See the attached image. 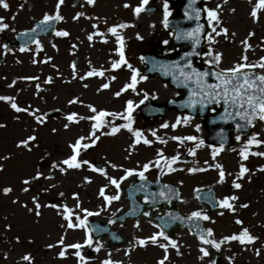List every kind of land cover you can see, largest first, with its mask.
I'll return each instance as SVG.
<instances>
[{
	"label": "snow or ice",
	"instance_id": "obj_1",
	"mask_svg": "<svg viewBox=\"0 0 264 264\" xmlns=\"http://www.w3.org/2000/svg\"><path fill=\"white\" fill-rule=\"evenodd\" d=\"M25 2H27V0H25ZM149 2L150 0H140V2L134 8L129 3H125L123 7L126 9L132 8L133 15L136 18H139L141 13L148 11L147 5ZM204 2L205 5H207L208 0H204ZM248 2L249 4H252L250 17L253 23H259L260 14L261 12H264V0H255V3H253V0H248ZM64 3L65 0H56L54 10L51 13L45 12L42 19L39 20V22L33 28L20 34L21 36L28 38L25 40L24 44L19 47L18 50L20 53L33 51V49L29 46V40L35 45V53L32 59L33 64H47L51 62V57H46L40 61L36 59V56L44 49L40 39L36 38V36L32 34L38 35L39 32L47 31L50 25L64 22V17L61 15V7L64 5ZM96 3L97 0H84V4L90 7H95ZM197 3L198 0H189L187 9L184 12V16L188 20H195L197 22L196 26L190 30H177L173 33V35L177 40L191 41L194 49L201 44L202 37L206 39L210 47L206 53L205 63L210 65V70L199 71L197 68L193 67V62L190 57L193 55H200V53L195 51L185 54L183 57L185 61L183 65L177 62L170 66L162 65L161 67H170L178 70V74L177 71H173L171 73L177 87L183 86L188 88L190 84L195 85V87L191 89L188 99L184 102L185 108L196 110L197 105H199L200 109L203 110L209 105H220L223 108V113L220 119L224 123H228L229 121L236 122L235 128L237 135L235 136V140L240 142L243 138L242 134L248 127H255L256 121L264 122V56H261L256 61H249L247 53L249 51H254L253 46L249 41L253 36H255L254 32H249L247 38L241 41V45L243 46V54L241 55L239 61L232 64L230 67H221L223 63V53L216 51L215 48L211 46L219 43V40L217 39L218 37L223 36L225 39H228L229 35L235 37L236 33L232 32L229 34L228 28L222 26L223 21L221 20V11L223 4H217L215 8H209L205 6L203 9H200L194 6ZM223 3L227 4L228 0H223ZM83 6L84 5H81V7ZM0 8H3L5 11H7L9 10L10 5L8 2H6V0H0ZM202 11L206 13L207 27L210 29V31L207 32H205V26L199 23L201 20ZM231 11L235 13L236 9L233 8ZM171 15L172 13L169 11L168 0H164L163 19L161 23L165 29H168L170 26L169 17ZM81 17L97 21V23L92 24L93 31L86 37L90 45L97 37L100 38L101 43L107 44L109 42L107 37L110 35L111 37L115 38L117 45L115 54L119 57V59L109 61L110 67L108 68H104L103 65L100 66V68H96L91 65V61L89 60V70L83 75L79 74L77 63L73 61L70 65L72 70V80L79 79L80 81H84L93 77L105 79L107 72H118L120 69L125 68L131 73L130 78L119 91L114 93V96L119 98L124 93L131 91L137 96L143 95V99H141L138 103L132 99L127 100L123 110L118 112L108 111L106 109H98L95 105L90 103L84 104L80 97L70 99L68 101L69 106L73 104H81L83 107L88 109L90 115H80L77 112L68 113L64 116L66 121L64 124V129L68 130L73 124H79L81 121H88L90 122V131L87 135H81L75 139L74 143L69 144L71 155L62 160L53 162L50 166L49 174H45L44 172H41L39 169H37L33 175L21 180V184L23 185L21 192L28 193L30 192L31 185L34 182H38L42 179L51 181L55 179L54 174L56 172L60 173L61 175H66L70 170H80L86 165L90 171L98 173L107 181V184L99 189V197L102 198L103 204L98 210L93 211L83 207V202L80 199L79 193L72 194V199L75 201L74 207H69L67 203L41 204V197L38 195L32 196L31 203L33 207H29L27 203H21L18 198L13 199L12 203L20 205V207L26 209L29 214L34 215L37 223L43 215L41 211L42 208L54 209L57 212V215H59L64 221L60 227L65 229V232L60 236L56 244H49L47 246L48 249L59 247L60 251L57 254V259L61 260L68 258L70 249L75 250L72 255L76 258L77 264H89L90 258L83 254V249L88 248L95 253H99L105 247V245L98 237L94 238V233L106 231V229H101L99 226L93 227L89 223V218L101 215L102 212L107 211L108 208L111 207L113 202L119 201L122 194L121 185L130 177H136L141 183L138 187L133 184L132 188L134 191L145 193L144 204L148 205L151 209L142 210L140 214L149 218V223L153 228L156 229V231L147 237L134 238L132 241H130L129 247L125 250V255L130 256L132 251L136 248H146L147 246L152 245L162 249L163 251L162 258L158 259L156 264H172L170 261V250H175V253L178 257L183 256V253L181 252L183 245L180 244L178 239L173 238L168 231L172 225L177 222L188 225L190 234L194 235L198 240V252L200 254L198 259L202 262V264H217V260L212 258V250L220 253L223 246L230 245L233 242L239 243L244 251L249 250V247L255 245L259 237L253 235L247 227H243V221L240 219H236L234 221L236 225L241 226V230L239 232L222 236L219 239H217L214 229L205 228L201 225V221H207L212 224L216 223V221L202 209L192 211L186 217L168 212L165 215L159 216L156 222H153L151 217L152 211L155 210V205L161 202L171 203L173 199H180V192L167 183L163 184L158 192H150L148 190L149 181L146 173L150 172L153 168L157 169L159 172V175L157 176V182H159L164 175H171L176 172L185 171L184 168L177 167V165L181 163H187V161L181 160V155L179 152H177L175 155L167 156L165 155L163 148L157 149L154 159L143 164L138 163L135 168H126L122 165L114 164L111 161H106L108 168L123 173L118 177L109 175L107 168L98 167L93 162L81 158L82 153L95 147L101 140V137L116 136L121 132V130L127 131L132 138V143L129 145L128 149H126L128 152L126 159L130 158L135 152L137 146L141 144L147 147H151L154 143L167 145L169 140H171L181 146L191 145V147H187V155L191 157H196L198 150L206 146L205 141L195 135H173L166 139L157 134L158 130H151L150 135L154 139H149L143 130L134 127V113L136 109L139 108L140 105L145 104V102L150 98L153 100L158 98L155 94H152L150 97L148 92L141 93L138 90L139 83L147 80V76L142 75L138 69L134 68L125 56V39L122 34V30L129 27H135V25L119 23L107 27L105 32L100 30V23L107 25L106 18L102 19L98 16H86L85 13L81 11L75 14L73 20L78 21ZM11 19L14 21L16 17L12 16ZM151 27L155 28V24L151 25ZM9 29L10 25L5 22V18L0 17V33H3ZM11 31L15 32L16 29L11 28ZM53 34L56 37L70 36V33L67 30L53 29ZM136 39L143 40V37L137 34ZM163 43L167 45L169 41L164 40ZM261 43L264 44V41H261ZM0 47L3 48V54L5 56L8 53L13 52V49L9 47L7 43L0 45ZM52 47L58 51L57 45L55 43L52 44ZM71 47L74 50L71 54L75 55L77 45L72 44ZM261 50L264 51V49ZM13 54L15 53L13 52ZM140 59L142 62H145V57L142 56ZM16 62L21 63L20 60H17ZM53 67L56 68L55 65H53ZM56 70L57 72L59 71L58 68ZM210 78L215 82H209ZM19 79L31 82L39 81L40 77L25 76L20 77ZM116 79L117 77L114 75L108 77L106 82L100 85V87L97 89V93L110 89L112 82H114ZM66 82L71 83L70 80ZM16 83L17 80L14 79L7 85V87L13 88L16 86ZM43 83L51 85L54 83V78L52 76H48L43 81ZM83 87L88 88L89 85L84 84ZM35 88V94L37 96H39V94L44 91L40 83H36ZM0 102L8 104L10 108L17 114L25 113L28 116H31L35 123L39 126H43L47 122V117L49 115L48 113H41L39 108H33L30 104L26 107H21L17 103L16 96L0 95ZM56 111H59V109ZM193 118L194 117L191 115L178 116L174 123L165 122L160 125V128H171L173 131H175L180 126H190ZM16 119H20L19 115L16 116ZM117 121H122V123H117ZM4 127H6V125L0 123V128ZM105 129H107V131H105ZM56 131L57 129H52L53 133ZM195 131H200L199 124L195 125ZM34 133L35 129L33 130V134L19 141L16 147L26 149L29 152L32 151L33 146H38L34 145V142L37 140V136ZM220 137L221 143L219 144V147L209 145V147H211L210 155L211 161L213 163L210 164L208 161H205V166H200L199 161L193 160L192 163L194 166L187 169L188 174L195 175L197 173L207 172L209 170H216L218 173V179L216 183L220 185H223L226 182L228 176L233 175L232 173H226L223 165L217 162V157L221 152L224 151L225 147L223 143V132L220 133ZM260 147H264V139H261L258 133H253L247 137L246 143H244V145L240 148L239 156L242 162L240 164L238 173L232 180L231 186L234 190L238 191L243 187L239 181H241L250 172V169L244 165L243 161H247L249 156L264 157V151L252 150L253 148ZM233 150L235 151V149ZM2 159L8 160L10 157L5 156ZM3 170V166L0 165V171ZM257 170L264 172V167H260ZM254 174L255 173H253V175ZM84 182L90 184L92 183V180L88 177H85ZM180 183L182 184L183 182L181 181ZM56 188V184H51L43 191L47 193ZM109 188H112L115 191L112 194H108ZM13 191L14 189L12 187H4L2 189V194L4 196H8ZM203 191L204 190L201 188L194 189V192L198 194L202 193ZM64 196V192H59V197L63 198ZM196 198L200 199L201 197L198 195ZM206 199L210 204H213L214 207L221 209V211L218 212V215L223 216L225 211L232 214L237 212L236 202L239 201L240 197L238 195L232 194L226 195L223 198L217 200L215 199L214 194H210L206 197ZM181 202L184 201L181 200ZM249 206L250 205L247 203H242L239 205V208L243 209L248 208ZM135 212L136 208L134 207L128 214L132 215ZM113 216H115V213H113ZM5 219H7V217H5ZM116 222V219H110L108 221L109 224H115ZM121 227H123V224H121ZM134 227L140 229L141 225L139 219H137ZM11 229V224L6 225V231H11ZM68 230H82L84 232L83 242L66 244L65 239ZM112 238L119 239V237L115 234H113ZM16 243H20L19 236L16 237ZM29 243H32V241H29ZM255 255L259 257L261 255V249L256 248ZM4 259H8L7 253L4 254ZM227 259L228 264H234V257L230 256L227 257ZM22 260L27 262V264H34V257H32L30 253L23 255ZM101 264H122V262L113 260L112 253L108 252L107 258L101 261Z\"/></svg>",
	"mask_w": 264,
	"mask_h": 264
},
{
	"label": "rangeland",
	"instance_id": "obj_2",
	"mask_svg": "<svg viewBox=\"0 0 264 264\" xmlns=\"http://www.w3.org/2000/svg\"><path fill=\"white\" fill-rule=\"evenodd\" d=\"M40 1L41 3H39L38 6L34 0H27V2L32 4L34 8L41 10V17L45 12L51 13L55 6L56 0ZM123 1L127 0H107L102 6V16L111 17V15L113 16L114 14H120L124 16L125 23H134L135 21L132 14L130 12L125 13L119 8L121 2ZM227 6L232 9L235 8L236 11L233 13L231 10H228L221 13L223 26L228 28L229 34L235 32L236 36L232 37L229 35L228 39L220 36L217 38L219 40L218 44L220 45L217 46L215 44L211 47H214L216 51L223 53V67H230L231 62H238L241 55L243 54V46L241 45V41L247 38L249 32H254L255 36H253L249 42L255 49L254 51H249L247 55L249 57V61H251V59L253 61L258 60L264 53V51L261 50L264 49V44L261 43V41H264V12H261L260 14L259 23H253L250 17L251 8L247 9L243 4H239L238 2L234 1H230ZM96 10L98 12V9ZM1 13L4 16L8 15L6 11H2L0 14ZM28 14H31V11L28 10L27 6V8L22 11L21 17L25 18ZM39 14V10L34 12L35 16L39 17ZM137 19H139L140 22H144V25H147L148 22H152L155 19V16H140ZM108 25L112 26V23H108ZM11 28H16V26L12 25L10 27V33ZM10 33L7 35H10ZM77 33H82L83 35L87 34L86 31L81 32L79 29L77 30ZM137 34L143 37V40L139 41L143 42L148 40V44L142 43L140 45L141 50L144 51L151 47L149 44L150 40H153L155 35H157L158 38H161L163 32L159 28L157 31L148 28L135 29L134 27L125 29L124 39L126 40L129 53L134 50L132 44H134V40H138L136 39ZM40 41L44 50L36 56V59L40 61L46 57H51L52 59L50 63L33 64L32 59L35 53V47H33L32 52H14L15 54L11 53L9 60L5 64L0 65V83L9 84L14 79L17 80L16 86L13 88H7L4 91V95L16 96L17 103L21 107H26L30 104L33 108H39L41 113L49 114L47 117V122L43 126H39L35 123L31 116H28L25 113L17 114L6 105H0V123L6 125V127L0 128V165H2L4 169L0 174V187L10 185L15 191L13 195L0 196V227L5 224H11L13 227L11 229L13 234H19L26 238L25 245L15 244V251H17V255H13V257H19L23 253V255L30 253L32 257L36 258L34 261L36 264H77L76 258L72 255L75 250L70 249L68 258L61 260L57 259V254L60 251L59 247L52 249H48L47 247L49 244H56L60 236L65 232V229L60 227L64 221L59 215H57V212L54 209L42 208L41 211L43 215L37 223L34 215L29 214L27 210L20 207V205L13 204L12 200L18 198L21 203H27L29 207H33L31 199L35 193L43 194V200L41 201L40 199V203L45 204L51 202L54 203L57 201L59 192L62 191L65 193L64 197L66 200H60L59 197V201L56 204L67 203L69 207H74L75 203L71 199L72 194L79 193L80 199L83 202V207H86L90 210H93V208L96 207V204H89L87 202V198H98L101 184L106 180L104 177L90 174L84 169L74 173L68 172L66 175H61L60 173L56 172L54 174L55 179L51 181L42 179L38 182H34L31 185L30 192L24 196H20L21 188L23 187L21 180L33 175L37 169H39L41 172H44L45 174H49V159L43 158L44 154L47 153L50 155V157L52 154H55V161L62 160L63 158L71 155L67 144L73 143L77 137L81 135H87L90 131V123L88 121H81L79 124H73L71 125L73 128L64 131V124L66 123L64 116L68 113L77 112L80 115H90L88 109L83 107L81 104H73L69 106L68 101L70 99L80 97L84 104H93L98 109H106L108 111L117 112L122 111L125 104L124 100L128 98L127 94H123L121 97L116 98L114 93L119 91L120 87L127 82L128 74L116 72V75L114 76H116L117 79L112 82L110 89L97 93V89L100 87V85L106 82L108 77L113 75H106L105 79L98 80L96 78H89L84 81H80L79 79L72 80V70L70 63L72 60H78L77 67L78 72L81 75L85 74L86 71L89 70L86 64V61H88L89 64V60L91 61V65L96 68H100L102 65L104 68H108L109 62L107 60L108 58L112 57L108 47L101 46L92 48L88 46H77L75 55H73L71 53L74 50L72 49L71 45H57L55 43V36L53 34L41 38ZM53 43L57 45L58 51L52 47ZM72 44L75 43L72 42ZM17 60H20L21 63H17ZM53 65H55L56 68H54ZM133 67L139 69L140 64L133 63ZM57 68L59 69L58 72L56 70ZM25 76H39L40 80L28 82L19 79L20 77ZM48 76H52L54 78V83L51 85L43 83V81ZM69 80L71 83L66 82ZM36 83H40L41 87L44 89V91L41 92L39 96L35 94ZM84 84H88L89 87L84 88ZM139 89L143 90V92H148L150 97L152 94H155L158 97L156 99L158 101H162L166 97L172 95V92L168 88L162 86L157 80L145 81L144 84L139 86ZM57 109H59V111H56ZM17 115L20 117L19 120L16 119ZM176 118L177 116L174 113H170L163 121L152 122L147 125L136 122L135 128L143 130L149 139H154L150 135L151 130H158L157 134L166 139L173 135H195L201 137L205 133L202 122L196 118L192 119L190 126H180L175 131H173L171 128H160V125L165 122L174 123ZM197 124L200 125L199 132L195 131V125ZM77 125L79 126L76 127ZM53 128L57 129L54 134L52 133ZM34 129V134L37 136V140L34 142V145L38 146H33L32 151L30 152L26 149L17 148V143L27 138V136L33 134ZM100 141L101 144L97 151V157L94 155L91 156V158L106 167L109 175L112 176H117L123 173L108 168L106 161H111L114 164L122 165L126 168H135L138 163L143 164L154 159L157 149L163 148L165 155L169 156L171 154L175 155L176 153L173 152H175L176 148L178 147V144L171 140H169L167 145H154L147 147L141 144L137 146L133 155L126 159L128 156L126 149H128L130 142L124 137V135L119 133L112 138L101 137ZM186 147L187 146L180 145L178 152L182 153ZM5 156L10 157V159H2ZM209 157H211L210 152L205 149L203 152H199L196 157L188 160L187 163H181L177 166L183 165L184 168L193 167V160L199 161V165L204 166L205 160L207 161ZM224 160H226V156H222V161ZM208 162L210 164L213 163L211 159ZM188 176H182V179L185 182L184 194H188L189 191H192L194 188L210 184L211 180L215 179V172L211 170L210 172L198 173L195 175V177H192L191 175ZM85 177L90 178L92 183H85ZM133 178L135 177H130L125 182L128 183L130 182V179ZM51 184H56L57 188L52 189L47 193L44 192L43 190L49 187ZM185 205H188L187 201H184L181 206L184 213L190 211L192 208ZM119 208L120 205H115L111 208V211L116 212ZM5 217H7V221L1 222V220L5 219ZM140 225V229L135 228L134 225L133 227L129 226L127 230H125V236L130 237L133 235L132 237L137 238L151 235L146 234L145 230L147 228L146 226H148L146 221H141ZM27 239L32 241V243H28ZM83 240L84 234L81 233L80 230L67 231L65 239L66 244L83 242ZM178 240L180 244L183 245L181 248L183 256L178 257L175 253V250H170V260H179L183 264H197V261L192 256L194 252L196 254L194 248L196 247V243H194V241L192 242V239L188 238L186 234H180ZM128 245L129 242L126 239L125 244L118 249L109 251L101 250L99 253H97L96 258L89 259V264H101V261L107 258L108 252L112 253L113 260L121 261L122 264H128L129 262H125V260L123 261L121 259L123 255L122 252ZM5 247H9V245H5ZM45 249H47V252L43 251ZM134 251L135 250L132 252ZM12 252L14 251H11V253ZM148 254V257L150 260H152L150 262H148V258L144 257L146 255L143 253L137 255L135 259L134 257L132 259H134L133 261L137 262L136 264H156V261L162 258L163 251L156 247L154 252L149 251ZM186 255L191 256L193 260H188L185 258ZM22 257L20 258V261H22L20 264H27V262L22 260ZM8 258H10V256H8ZM182 258L185 260L182 261Z\"/></svg>",
	"mask_w": 264,
	"mask_h": 264
},
{
	"label": "flooded vegetation",
	"instance_id": "obj_3",
	"mask_svg": "<svg viewBox=\"0 0 264 264\" xmlns=\"http://www.w3.org/2000/svg\"><path fill=\"white\" fill-rule=\"evenodd\" d=\"M82 0L79 1V3ZM151 1L149 4H151ZM169 3V11L173 7H176L181 4V1L179 0H168ZM219 2H214V7H216ZM125 4V1L121 4L124 12L125 9L123 5ZM203 4L204 1H203ZM72 6L69 3H64V5L61 7V11L63 13H68L69 11H72L70 13L71 17L70 19L73 21L72 23L75 24L78 21H74L73 17L77 12L83 11L86 16H93V7L87 6V9H83L80 6ZM148 9V8H147ZM145 13V12H144ZM151 12H147L145 14H150ZM156 14L159 16V18L155 19L152 23H149L147 25H141L139 23V20L136 21V28L142 29V28H148L151 30H157L158 28H163V24L161 23L163 19V10L158 11L156 8L155 11H153L150 15ZM113 25L119 24V14L116 16ZM68 19V18H65ZM155 24V28L151 27V25ZM263 148V147H260ZM255 149V148H253ZM247 167L250 169V172L245 176L246 182H240L243 187L236 191L232 188L227 190V187H229L232 184L225 183L223 185L218 184V190L221 191V194L217 197V199H221L226 195H238L240 197L239 201L236 202L237 205V212L235 214L229 213L225 211L223 216L218 215V212L221 211V209L218 208V210L214 213H209L204 207V211L208 213L216 221L215 224H212L210 222L204 221L207 228L210 225L212 229H214L216 233V237L221 238L225 235H231L232 233L239 232L241 230L240 225H236L234 221L236 219H240L243 221V227H247L251 233L255 236H258L259 239L256 241L255 245H252L249 247V250L244 251L242 249V246L237 243L233 242L230 245H225L222 248V251L220 253L215 252V250L212 251V258L215 257V255H219L220 260L218 261L222 264H228L227 257H234V264H264V257L262 256L264 254V172L258 171L260 167H264V157H255L252 156L248 160ZM253 173H255L253 175ZM250 180V182H249ZM227 186V187H226ZM217 191V195H218ZM242 203H247L250 206L248 208H239V205ZM228 228V230H223L224 228ZM178 232V231H177ZM184 232H178L177 234H181ZM218 238V239H219ZM259 248L261 249V255L257 257L255 255V249ZM253 254V255H252ZM200 264V263H199ZM202 264V263H201Z\"/></svg>",
	"mask_w": 264,
	"mask_h": 264
},
{
	"label": "water",
	"instance_id": "obj_4",
	"mask_svg": "<svg viewBox=\"0 0 264 264\" xmlns=\"http://www.w3.org/2000/svg\"><path fill=\"white\" fill-rule=\"evenodd\" d=\"M185 30V29H183ZM177 30H174L173 32H176ZM173 39H175V37H173ZM183 43V44H181ZM177 46L179 48V51H178V56L177 58H175L172 62V64H175L177 62H179L181 65L184 64V59L183 57L185 56L186 53L188 52H192V51H195V52H200L202 47H203V38H201V44L196 47L195 49L193 48V44L191 41L189 40H181V41H178L177 43H171L169 46H168V49H174L173 47ZM195 58V55H193L192 57H190V59L194 60ZM173 71H178L176 69L173 68ZM167 73V74H166ZM161 77L163 78V80L166 82V83H170L172 84L175 88H182L181 87H177L176 86V82L174 81L173 79V76L171 75V73L169 72H166L164 71L163 73L160 74ZM189 95L187 94V96H185V101L188 99ZM183 100H180L179 102L175 103V105L173 106L172 102H170V105L175 107L178 111H183L185 113H188V114H194L196 112V110H192V109H189V108H185L184 107V102ZM169 103L167 104V107H168ZM178 105V106H176ZM197 107H199L197 105ZM173 213H175V211L173 210Z\"/></svg>",
	"mask_w": 264,
	"mask_h": 264
}]
</instances>
